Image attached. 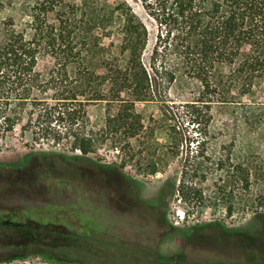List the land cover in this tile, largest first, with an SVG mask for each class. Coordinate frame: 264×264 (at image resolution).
Masks as SVG:
<instances>
[{"label": "trees", "instance_id": "trees-1", "mask_svg": "<svg viewBox=\"0 0 264 264\" xmlns=\"http://www.w3.org/2000/svg\"><path fill=\"white\" fill-rule=\"evenodd\" d=\"M143 6L158 26L152 47L126 2L0 0V151L19 131L34 142L68 143L84 158L109 146L130 161L132 141L154 137L138 105L159 102L164 116L172 113L166 92L179 80L194 90L190 122L204 125L205 139L179 180L166 177L162 195L188 211L264 208V90L256 93L264 87V0ZM226 106L238 109L236 121L209 137L212 109ZM171 139L166 155L176 158Z\"/></svg>", "mask_w": 264, "mask_h": 264}, {"label": "rangeland", "instance_id": "rangeland-1", "mask_svg": "<svg viewBox=\"0 0 264 264\" xmlns=\"http://www.w3.org/2000/svg\"><path fill=\"white\" fill-rule=\"evenodd\" d=\"M118 1L126 2L146 25L152 47L158 26L144 9V0ZM263 90L258 87L256 93ZM193 93L192 87L175 82L166 92L172 111L166 116L159 102L138 105L154 137L145 144L132 141L135 157L130 161L109 146L84 158L65 142H34L19 131L6 138L0 151V217H16L26 228H0V240L15 243L14 255L0 264H264V227L257 214H264V208L235 207L230 215L222 206L188 211L177 197L162 195L166 177L179 180L183 166L199 150L197 141L205 139L204 125L190 122L187 104ZM237 117L234 106L214 107L209 137ZM171 137L179 143L176 158L166 155ZM153 163L159 168L150 174ZM93 167L101 169L110 185L118 181L114 190L132 202L131 211L118 217L97 206L108 199L94 192L95 183L86 173ZM212 182L210 178L203 185L207 194ZM79 211L85 214L74 217Z\"/></svg>", "mask_w": 264, "mask_h": 264}, {"label": "flooded vegetation", "instance_id": "flooded-vegetation-1", "mask_svg": "<svg viewBox=\"0 0 264 264\" xmlns=\"http://www.w3.org/2000/svg\"><path fill=\"white\" fill-rule=\"evenodd\" d=\"M94 170H86L88 177H90L91 179H93L95 186L93 187L95 194L97 195V197L103 198V199H108V202H98L97 206H101V207H106L107 209L111 210L112 213H114L115 215H118V217H122L124 214L127 213V211H131L132 207H131V201H126L125 198L122 197V195L120 194V192H117L114 190L115 187V183H117L116 181H114L115 183H112V185L109 184V181H107V178L104 179L103 178V173L101 172V169H96L95 167H93ZM99 174H98V173ZM111 174V173H110ZM108 176V175H107ZM123 182V181H120ZM82 211L79 212H74V217H78L80 218L81 216H83ZM85 216V215H84ZM94 216V215H93ZM92 217V215H91ZM29 225V224H28ZM11 228L15 231H22L25 227L24 223L19 222L16 217H14L11 220H7V219H2L0 217V228ZM28 227V226H27ZM26 228V227H25ZM20 245V244H19ZM15 246V243L12 241H8L7 243H5L3 240H0V260H4L7 259L9 257H11L13 252V247Z\"/></svg>", "mask_w": 264, "mask_h": 264}]
</instances>
